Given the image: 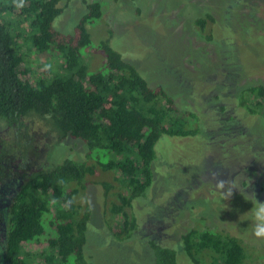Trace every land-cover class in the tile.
Listing matches in <instances>:
<instances>
[{
    "label": "trees",
    "instance_id": "16d2710c",
    "mask_svg": "<svg viewBox=\"0 0 264 264\" xmlns=\"http://www.w3.org/2000/svg\"><path fill=\"white\" fill-rule=\"evenodd\" d=\"M100 1L86 3L72 32L63 33L54 24L62 0H0V120L20 130L26 119H41L58 140H75L87 150L82 161L65 158L43 169L28 166L25 152L36 154L28 141L22 156L0 144L4 264H95L86 244L88 183L101 187L107 225L109 218L120 220L109 228L112 238L127 241L140 226L133 202L152 184L157 142L199 135L200 117L180 107L163 85H150L126 52L116 51L109 38L92 46L87 27L102 18ZM215 24L209 13L194 22L207 39ZM95 53L102 54L100 68L91 72ZM237 97L250 114L264 117V85L245 86ZM8 179L18 186L4 196ZM147 244L155 264H179L180 251L191 264H246L242 241L217 230L190 228L174 247Z\"/></svg>",
    "mask_w": 264,
    "mask_h": 264
},
{
    "label": "rangeland",
    "instance_id": "374dc122",
    "mask_svg": "<svg viewBox=\"0 0 264 264\" xmlns=\"http://www.w3.org/2000/svg\"><path fill=\"white\" fill-rule=\"evenodd\" d=\"M93 1L62 0L55 26L72 32L86 3ZM100 2L102 18L87 27L92 46L109 38L150 85H163L180 107L195 112L201 127L198 136H163L157 142L152 184L133 202L140 226L127 241L112 238L109 228L120 220L109 218L107 225L101 187L88 183L87 254L95 264H155L147 241L174 247L181 234L199 227L239 238L247 248L246 264H264V238L253 234L256 201L264 203V117L263 112L250 114L237 97L245 86L264 85V0ZM207 13L217 24L210 39L194 26ZM100 54L89 55L91 72L100 68ZM247 103L253 109L256 100ZM24 141L36 151L25 152L30 167L52 168L65 158L82 161L87 152L80 142L58 140L41 119H26L20 130L0 120L3 148L22 156ZM8 180L4 196L18 186L17 180ZM5 225V220L0 223V237ZM177 257L179 264H191L183 252Z\"/></svg>",
    "mask_w": 264,
    "mask_h": 264
},
{
    "label": "clouds",
    "instance_id": "9594fccd",
    "mask_svg": "<svg viewBox=\"0 0 264 264\" xmlns=\"http://www.w3.org/2000/svg\"><path fill=\"white\" fill-rule=\"evenodd\" d=\"M224 182L221 181L218 184V187L223 188ZM231 196V191L227 193V197ZM257 207L255 208L253 212V219H254V228H253V234L257 238H264V203L257 202Z\"/></svg>",
    "mask_w": 264,
    "mask_h": 264
}]
</instances>
